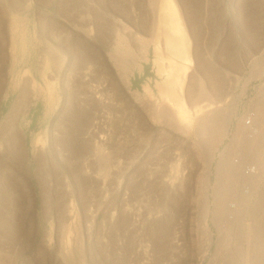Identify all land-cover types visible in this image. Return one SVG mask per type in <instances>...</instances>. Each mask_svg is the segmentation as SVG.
<instances>
[{
  "label": "rangeland",
  "instance_id": "obj_1",
  "mask_svg": "<svg viewBox=\"0 0 264 264\" xmlns=\"http://www.w3.org/2000/svg\"><path fill=\"white\" fill-rule=\"evenodd\" d=\"M164 1L0 0V264H259L236 257L238 226L217 255L212 219L215 195L239 204L238 172L256 167L248 212L264 239V139L236 136L248 115L264 122V0H173L179 35ZM188 92L189 108L213 99L234 115L227 136L220 120L162 122ZM134 94L156 101L149 114Z\"/></svg>",
  "mask_w": 264,
  "mask_h": 264
},
{
  "label": "bare ground",
  "instance_id": "obj_2",
  "mask_svg": "<svg viewBox=\"0 0 264 264\" xmlns=\"http://www.w3.org/2000/svg\"><path fill=\"white\" fill-rule=\"evenodd\" d=\"M156 11V9H155ZM177 8H176V5L174 3L173 0H165L161 6H160V9H159V14H163L167 19H169L170 23L168 26H165V28H167L168 32L170 34H173V35H179L182 31H181V23H180V20H179V17H178V14H177ZM156 15V14H154ZM158 15V13H157ZM158 19V16L157 18ZM155 19V20H156ZM158 22V20H156ZM121 23V22H120ZM161 23V21H160ZM118 24V23H117ZM122 26V25H121ZM125 26L122 27V29L124 28ZM157 27V26H156ZM163 27V26H162ZM118 28H121V27H118ZM160 29V28H159ZM163 29V28H162ZM161 29V30H162ZM124 30V29H123ZM129 30V29H127ZM12 31V29H11ZM147 32V31H146ZM163 36V35H162ZM126 37V35H125ZM152 37V36H151ZM159 39V37L157 38ZM161 39V37H160ZM154 38L151 39L152 42H154ZM129 41V40H128ZM150 41V42H151ZM159 41V40H158ZM161 41V40H160ZM151 42V43H152ZM159 45V43H158ZM157 46V45H156ZM147 47V46H146ZM158 48V47H157ZM155 48V49H157ZM167 48V47H166ZM159 50V49H158ZM160 51V50H159ZM148 54V50L147 48H142V55L146 56ZM157 54V53H156ZM162 52H160V56H161ZM158 55V54H157ZM165 55V54H164ZM159 56V57H160ZM173 56V55H172ZM158 57V56H157ZM163 57V56H162ZM173 58V57H172ZM172 58H170V63H169V67L172 68V69H175L177 68L180 72H184V71H187L188 67L190 66H187L186 64L187 63H180L182 65H178L177 63L174 62V60H172ZM190 58V57H189ZM189 58L186 60L189 61ZM147 59V58H146ZM73 60V59H72ZM58 61V60H57ZM98 61V60H97ZM147 61V60H146ZM176 61V60H175ZM61 62V61H60ZM179 62V61H178ZM190 63V62H189ZM59 66V65H58ZM167 66V65H166ZM179 72V73H180ZM187 73V72H186ZM177 75H174V79L177 80ZM173 79V78H172ZM174 79L172 81H174ZM228 80V79H227ZM171 81V82H172ZM176 82V81H175ZM174 82V83H175ZM178 82V81H177ZM125 83L126 85H129V82H128V78L126 77L125 78ZM202 88V87H201ZM188 89V88H187ZM190 89V88H189ZM229 89V88H228ZM173 90V89H172ZM190 91V90H188ZM203 91H205L203 89ZM187 92V90L185 91ZM202 92V90H201ZM170 93V92H169ZM210 93V92H209ZM48 94V93H47ZM191 94L192 92H189L185 95L186 96V99L184 97H181L179 100H178V103L177 104H173L172 105V102H170V99L168 98L169 100V103H165L166 106L162 107L163 109L160 110L161 112V119H162V122L165 124V125H169L170 123H172V127H175L178 125L177 124V121L179 123V127L177 126V130L182 132V133H187L189 132L192 128H194V126L197 124V123H201L203 124L202 122H212V121H219L218 122V135L219 137H225L227 136L228 134V130L232 124V121H233V117L234 115L232 113H229V111H222V112H219L218 110V103L216 101H214L211 97L210 99L212 100H208V99H205L206 103H203L201 105V102H197V103H194L195 100H194V105H190L192 106V108L187 105L189 102H192L193 101V98L191 99ZM195 94V93H194ZM203 94V92L201 93ZM205 94V92H204ZM171 95H172V99L173 97H177L174 90L173 92H171ZM207 95V94H206ZM210 95V94H209ZM202 96V95H201ZM211 96V95H210ZM213 96V95H212ZM134 97L135 99H140L141 101H143V105L145 104V111L149 114V111L150 110H153L152 106L151 105H155V102L151 99V96L148 98V97H141L139 94H134ZM191 99V101H190ZM200 99V98H199ZM202 99V98H201ZM139 100V101H140ZM145 101H149V103H146ZM175 101V100H174ZM198 101H201V100H198ZM142 104V103H141ZM150 104V105H149ZM158 105V103H157ZM195 106V107H194ZM236 107V106H235ZM172 108V109H171ZM232 109H233V106H232ZM153 112V111H152ZM159 112V113H160ZM234 112V111H233ZM235 114H237V112H235ZM257 114V113H256ZM251 114V115H248L247 118H243L244 120H241L239 121V123L242 122L243 124V127H241L242 129L239 131V133L236 135L237 138H238V135L239 136V139L240 140H246L249 144V146L251 145H255L256 143H262L263 142V139H264V133L261 132V128L257 127V128H254V124L256 122H259L258 119H260V122L262 123L263 121H261V116L258 117L259 115L257 114ZM150 115L153 116L152 113H150ZM159 115V114H158ZM148 116V115H147ZM154 117V116H153ZM152 117V121H154V118ZM157 117V116H156ZM151 118V117H150ZM157 120V119H156ZM208 124V123H207ZM264 124V122H263ZM199 125V124H198ZM263 126V125H262ZM202 127V126H201ZM263 130V129H262ZM237 133V132H236ZM262 133V134H261ZM216 136V135H215ZM235 136V137H236ZM39 139V138H38ZM37 139V140H38ZM235 142V141H234ZM257 145V144H256ZM253 147V146H252ZM212 151V150H211ZM264 151V150H263ZM225 153V152H224ZM211 155V160H209L210 162L214 159L213 157V154L214 153H210ZM228 155V154H227ZM223 155H221V164L220 165V168H222V164L224 165L225 162H224V158ZM209 157V156H208ZM209 158V159H210ZM208 161V163H209ZM256 164V163H255ZM210 165V163L208 164ZM226 167V166H225ZM242 169H240V171L238 172V175L240 178H242V183H241V186H239L236 190V192H234L236 195V199L239 201V204L235 203V202H231L230 200H226V199H223L222 197L218 198V195L216 197L215 193V199L213 202L215 204V206L217 207L218 205H216V202L221 199L224 201V207L222 208L221 206H218L219 209H215V211H213V219H212V222L214 223L215 225V228L217 229L216 232L218 233V241H217V250H216V253L217 255L219 254V252H221L222 248L224 247L223 243H226L224 237H222V235H225L226 234V231L228 232L230 229H232L234 226H238L236 227L238 229V231H243L244 232L246 231V233L248 234V240L246 242V245H240L239 247H236L235 249V253L237 251V256L236 257H239V258H242L243 256H245V252L247 253L248 250H250L249 252L252 253V250H253V255L255 253V257L254 258H257V255L258 257H260L258 259L259 261V264H264V239L262 238H259L261 236H257V233H256V228L254 227V223L249 219V217L252 215L249 216V212H248V204L251 202L252 200V197L254 196L253 193L255 191V186L258 184L259 182V179H260V174L258 171H257V168L256 167H241ZM224 169V168H223ZM209 170V169H208ZM206 171V170H205ZM207 173V172H206ZM220 173V171H219ZM207 174H210V171L209 173ZM221 174V173H220ZM207 176V175H206ZM218 176V175H217ZM218 177H221L218 176ZM209 175L206 177V188L209 187ZM263 178V177H262ZM218 180V179H217ZM241 180V179H240ZM262 181V180H261ZM217 186V185H216ZM216 188V187H215ZM220 188V187H219ZM209 189V188H208ZM220 190V189H219ZM217 191V190H216ZM219 192V191H218ZM226 193V192H225ZM224 195V194H223ZM204 196V195H203ZM208 197L209 195L206 193L205 194V198H206V207H205V212H204V218H203V225L206 229V232L207 234H212L210 233L211 230H210V226H209V223H208V215L210 213V206L208 204ZM229 198V197H228ZM214 199V198H213ZM256 199V198H255ZM254 199V200H255ZM222 201V203H223ZM233 201V200H232ZM203 203V202H202ZM220 203V202H219ZM221 203V204H222ZM249 205H252V204H249ZM214 206V205H213ZM215 207V208H216ZM220 207L222 208L220 210ZM252 207V206H251ZM253 208V207H252ZM252 217V216H251ZM250 217V218H251ZM254 217V216H253ZM202 218V217H201ZM226 218V221L227 223H230L231 224V227L230 226H222L220 225L222 223V219ZM256 218V217H255ZM260 219V218H259ZM262 219V218H261ZM232 221V222H231ZM264 222V221H263ZM226 223V224H227ZM258 225V224H257ZM256 225V226H257ZM264 225V224H263ZM261 225V228L262 226ZM254 227V229H253ZM257 228H259L257 226ZM264 229V227H263ZM262 229V230H263ZM245 233V234H246ZM264 234V233H262ZM259 235V234H258ZM210 236V235H209ZM226 236V235H225ZM240 236V235H239ZM264 236V235H263ZM244 238V237H243ZM242 238V239H243ZM209 239V237H208ZM229 239V238H228ZM245 239V238H244ZM259 239H260V242H259ZM212 241V238L210 236V242ZM209 242V241H208ZM259 242V246L260 245H263L262 246V250L258 251V253H256V250L254 247H256L255 245ZM240 243V242H239ZM245 243V242H244ZM262 243V244H261ZM209 244V243H208ZM213 244V242H212ZM239 245V244H238ZM258 245V244H257ZM257 248V247H256ZM233 251V250H232ZM262 251V252H261ZM233 252V254H235ZM224 252H222L223 254ZM221 254V253H220ZM221 254V255H222ZM249 256V255H248ZM252 256V255H251ZM250 256V257H251ZM235 258V257H234ZM218 260V259H217ZM213 261L212 264H220V261ZM241 260V259H240ZM245 260V259H244ZM234 261V260H233ZM249 261V260H248ZM245 262H242V264H244ZM234 264V263H233ZM246 264V263H245Z\"/></svg>",
  "mask_w": 264,
  "mask_h": 264
},
{
  "label": "crops",
  "instance_id": "obj_3",
  "mask_svg": "<svg viewBox=\"0 0 264 264\" xmlns=\"http://www.w3.org/2000/svg\"><path fill=\"white\" fill-rule=\"evenodd\" d=\"M4 215H6V213H1L0 212V218L3 216L4 217ZM6 218H9L10 220L11 219H17V211L16 212H14V214L12 213V212H9V215L8 216H6Z\"/></svg>",
  "mask_w": 264,
  "mask_h": 264
}]
</instances>
